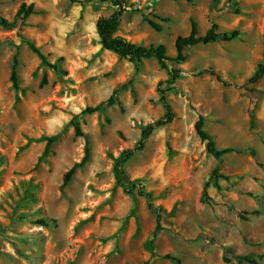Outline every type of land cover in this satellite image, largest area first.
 <instances>
[{
  "label": "rangeland",
  "instance_id": "rangeland-1",
  "mask_svg": "<svg viewBox=\"0 0 264 264\" xmlns=\"http://www.w3.org/2000/svg\"><path fill=\"white\" fill-rule=\"evenodd\" d=\"M126 2L131 8L116 35L139 46L162 44L169 56L176 37L188 35L190 19L200 34L213 21L218 32L239 35L186 49V60L167 69L143 60L136 70L99 43L95 22L113 7L0 0V16L9 21L21 4L34 7L13 28L0 27V264H174L167 254L181 264H251L236 256L264 264V77L247 83L264 64V0ZM155 16L169 19L161 32L146 22L160 23ZM27 42L57 70L44 66ZM13 56L17 89L10 79ZM172 68L180 77L170 82ZM43 76L47 84L40 87ZM122 85L113 106L83 113ZM158 89L165 90L174 120L156 128L123 166L155 207H175L153 236L155 215L136 190L126 195L116 185L114 160L163 118ZM198 115L216 147L233 152L220 160L206 153L194 130ZM62 130L46 147L45 139ZM86 146L87 162L64 184Z\"/></svg>",
  "mask_w": 264,
  "mask_h": 264
},
{
  "label": "trees",
  "instance_id": "trees-1",
  "mask_svg": "<svg viewBox=\"0 0 264 264\" xmlns=\"http://www.w3.org/2000/svg\"><path fill=\"white\" fill-rule=\"evenodd\" d=\"M185 1L191 2L192 0H185ZM216 1L217 0H212L213 4L216 3ZM71 2L79 3L81 5L90 2H100V3H105L114 8L113 13H111L108 16H99L95 22V30L99 39V43L102 49L113 52L120 59L127 60L129 63L135 66L136 70L139 64L143 60H155L162 69H167L168 64L178 65L179 63L184 62L186 60V55L184 53L186 49L195 47L200 44L206 45V44H212L218 42H229L236 39L239 35L238 30H232L230 32H218L217 30L218 27L213 21H210V26L207 29V31L204 34H200L198 30V24L193 19H190V31L188 35L176 37L174 42L175 56H169L166 53L165 46L162 44L156 46H148V47L139 46L131 42H128L122 37L116 35V33L119 30L121 17L125 13L129 12L128 10L129 8H131V6L127 4L126 0H83V1L71 0ZM33 11H34V7L32 4L27 6L26 4L23 3L19 6L16 15L12 21H9L0 16V27L3 29H11L15 26L17 19L23 22V20H25L28 16H30L33 13ZM155 18L160 23H157L151 19H146V22L153 30H155L156 32H161L162 31L161 23H166L169 21V19L160 16H155ZM27 45L28 48L31 50V52H33L36 56H38V58L41 60V63L44 66L57 70V67L55 65H50L46 57L31 42H27ZM16 64H17L16 57L13 56V64H12L10 79L15 89L18 88V81L16 76ZM169 72L171 78L170 82L175 81L180 77V71L178 69L172 68L169 70ZM208 73L214 76L219 83L223 84L224 86H228V84L222 81L220 76L214 71H209ZM263 77H264V64L262 63L258 65L255 72L248 79L247 83L250 85H254ZM46 84H47L46 76H43L40 82V87H43ZM125 87L126 85H122L121 87L114 89L111 95L106 100L99 102L97 105L93 107H86L83 110V113L93 114L113 106L116 103L115 95L118 92L124 90ZM158 93H159V101L163 104V107L165 108V114L163 118L146 126V128L142 131L141 140L132 149H126L122 151L119 154V156L114 160V174H115L116 185L119 186L126 195L133 196L132 194L136 190V194L144 198L146 208L155 215L156 227L152 234L153 236H156L159 233V231L162 230L161 216L164 215L165 217H173L175 213V207H172V209L169 212H166L161 207H155L152 203L153 197L151 193L145 192L141 187H139L136 184L135 181L129 180V177L127 173L124 171L123 166L136 152L140 151L143 148L145 142L148 140V138L156 128H159L161 126H167L171 124L174 120L175 115L171 106L167 101V98L165 96V90L158 89ZM204 122H205L204 118L201 115H198L197 120L194 123V130L200 141L206 143V153L208 155H211L214 159L220 160L221 157L224 156L225 154L233 152L234 150L232 148L218 149L216 147L213 136L210 135L204 129ZM62 133L63 130L55 135L47 137L45 139L46 147L51 145L53 142H55L61 136ZM74 135L76 137L82 135L78 124L74 125ZM88 153H89L88 148L86 146L85 154L82 160L79 163L74 164L72 168L64 175L63 178L64 184H67L69 182L70 178L75 173L77 168L82 167L87 162ZM217 170L218 168L216 167L212 171L210 179L216 178ZM208 184L209 182H206L205 185L203 186L202 196L206 195V188L208 187ZM48 222L49 221L47 219H39L37 221V224L45 227L48 226ZM164 258L172 261L174 264H181L180 259L175 256H171L167 254L164 256ZM235 259L239 263L248 262L254 264V261H252L247 256H236Z\"/></svg>",
  "mask_w": 264,
  "mask_h": 264
}]
</instances>
